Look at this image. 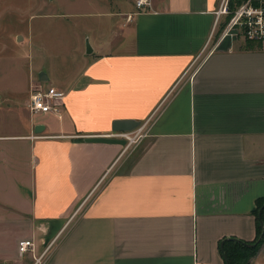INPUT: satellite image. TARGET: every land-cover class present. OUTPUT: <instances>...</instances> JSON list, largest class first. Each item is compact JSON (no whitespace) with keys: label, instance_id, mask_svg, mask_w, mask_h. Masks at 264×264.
<instances>
[{"label":"crops","instance_id":"crops-1","mask_svg":"<svg viewBox=\"0 0 264 264\" xmlns=\"http://www.w3.org/2000/svg\"><path fill=\"white\" fill-rule=\"evenodd\" d=\"M220 3L118 0L76 71L44 82L65 91L59 113L2 99L27 116L0 120V264H225L222 239L255 238L264 39L213 48ZM125 119L144 133L131 146L85 140Z\"/></svg>","mask_w":264,"mask_h":264},{"label":"rangeland","instance_id":"rangeland-1","mask_svg":"<svg viewBox=\"0 0 264 264\" xmlns=\"http://www.w3.org/2000/svg\"><path fill=\"white\" fill-rule=\"evenodd\" d=\"M116 1L0 0V115L8 111V102L2 99L29 98L25 87L29 93L32 86L50 84L52 76L63 78L75 72L86 39L91 44V33L84 36V32L106 19L95 16L96 12L112 11ZM46 75L49 80L42 79ZM13 109L0 120L11 125L26 119V110L21 108L17 116ZM252 264H264V244Z\"/></svg>","mask_w":264,"mask_h":264},{"label":"built area","instance_id":"built-area-1","mask_svg":"<svg viewBox=\"0 0 264 264\" xmlns=\"http://www.w3.org/2000/svg\"><path fill=\"white\" fill-rule=\"evenodd\" d=\"M138 11H142L151 6V0H133ZM218 15H225L229 18L223 22L219 35L212 46L215 48L218 43L226 37L236 39L241 36L246 40L264 39V0H246L239 4L232 11L229 8V0H221ZM131 16L128 15V18ZM217 20L215 21V25ZM214 36V35H213ZM65 98V91L53 85H37L31 87L27 101V107L32 113H59ZM144 133L142 127H138L129 132H114L112 136L123 139L125 147L136 143ZM34 243L29 239L18 242V250L21 254L33 251ZM35 264L40 263V257L35 258Z\"/></svg>","mask_w":264,"mask_h":264},{"label":"trees","instance_id":"trees-1","mask_svg":"<svg viewBox=\"0 0 264 264\" xmlns=\"http://www.w3.org/2000/svg\"><path fill=\"white\" fill-rule=\"evenodd\" d=\"M243 1V0H242ZM241 0H229V8L232 11ZM230 16V15H229ZM226 18V20L229 18ZM260 212V215L258 213ZM253 215L256 220V235L252 241H244L236 238H224L220 252L225 255V264H251L252 260L258 255L264 244V200L256 199ZM260 221L262 224H260ZM262 236L260 237L261 233ZM219 243V246H220Z\"/></svg>","mask_w":264,"mask_h":264},{"label":"water","instance_id":"water-1","mask_svg":"<svg viewBox=\"0 0 264 264\" xmlns=\"http://www.w3.org/2000/svg\"><path fill=\"white\" fill-rule=\"evenodd\" d=\"M92 52V48L88 42V40H86V53H91ZM47 76L42 77V79H46ZM140 122L137 120H132V119H125V120H115L112 124V131L114 132H129V131H133L136 128L139 127ZM86 141H95V142H106V143H121L124 144V140L120 139V138H114V137H102V136H98V137H89L85 139ZM258 215H260V212L258 213ZM260 224H262V222L260 221ZM263 232L261 233L260 237L262 236ZM222 244L223 241L220 243V249H222ZM224 261H226L225 259V255H222Z\"/></svg>","mask_w":264,"mask_h":264}]
</instances>
